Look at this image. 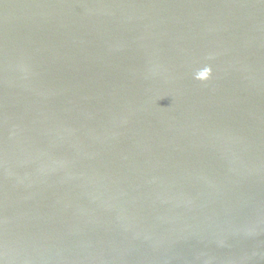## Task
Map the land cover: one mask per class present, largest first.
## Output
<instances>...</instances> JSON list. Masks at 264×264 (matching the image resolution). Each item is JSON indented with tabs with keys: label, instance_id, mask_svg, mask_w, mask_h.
<instances>
[{
	"label": "water",
	"instance_id": "95a60500",
	"mask_svg": "<svg viewBox=\"0 0 264 264\" xmlns=\"http://www.w3.org/2000/svg\"><path fill=\"white\" fill-rule=\"evenodd\" d=\"M0 264H264V0H0Z\"/></svg>",
	"mask_w": 264,
	"mask_h": 264
}]
</instances>
